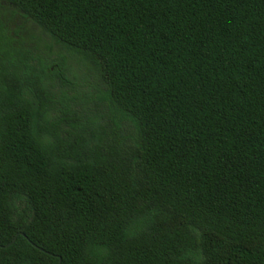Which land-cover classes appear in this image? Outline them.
Returning a JSON list of instances; mask_svg holds the SVG:
<instances>
[{
    "label": "trees",
    "instance_id": "trees-1",
    "mask_svg": "<svg viewBox=\"0 0 264 264\" xmlns=\"http://www.w3.org/2000/svg\"><path fill=\"white\" fill-rule=\"evenodd\" d=\"M5 1L98 82L0 27V264H264V0Z\"/></svg>",
    "mask_w": 264,
    "mask_h": 264
},
{
    "label": "rangeland",
    "instance_id": "rangeland-1",
    "mask_svg": "<svg viewBox=\"0 0 264 264\" xmlns=\"http://www.w3.org/2000/svg\"><path fill=\"white\" fill-rule=\"evenodd\" d=\"M0 27L10 41V47L26 50L37 64L39 59L53 63L67 64L64 80L55 81L53 93L59 96L61 91L90 96L95 92L97 78L90 67L74 52L61 45L46 34L36 23L18 13L7 1L0 0ZM80 101V100H79Z\"/></svg>",
    "mask_w": 264,
    "mask_h": 264
},
{
    "label": "water",
    "instance_id": "water-1",
    "mask_svg": "<svg viewBox=\"0 0 264 264\" xmlns=\"http://www.w3.org/2000/svg\"><path fill=\"white\" fill-rule=\"evenodd\" d=\"M23 235H25V234H23ZM26 236V235H25ZM16 238L17 237H15L9 244H7V246H9V245H11L13 242H15V240H16ZM59 264H61V261L59 262Z\"/></svg>",
    "mask_w": 264,
    "mask_h": 264
}]
</instances>
